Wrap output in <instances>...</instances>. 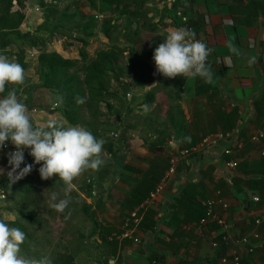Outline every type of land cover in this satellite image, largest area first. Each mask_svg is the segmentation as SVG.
<instances>
[{"label": "crops", "instance_id": "crops-1", "mask_svg": "<svg viewBox=\"0 0 264 264\" xmlns=\"http://www.w3.org/2000/svg\"><path fill=\"white\" fill-rule=\"evenodd\" d=\"M177 1L151 0L146 4L154 9V22L159 21L167 34L185 27L177 16L180 9L170 6ZM188 1L190 9L184 15H190L189 25L194 26L195 32L198 30L196 38L204 37L210 49L207 62L213 70L214 82L208 84L199 77L173 78L181 86L179 90L173 86V80L157 74L152 84L140 86L139 90L153 86L150 90L155 92V100L147 107L154 105L155 109L148 108L147 114L136 116L132 115L131 105L130 112H124L119 121V137L112 141L117 150V177L104 182L109 200L95 204L98 220L109 230L102 232L105 241L99 240L97 248L102 264H223L221 257L230 254L233 246L241 254L242 264H264V155L261 154L264 138L261 143L252 140L264 124V0ZM35 10L36 5L24 9L26 18L20 27L21 33L29 30L32 37L36 34ZM259 38L260 52H257ZM32 42L24 47L26 59L35 58L36 43ZM15 48L19 49L16 44L0 48V55L13 61ZM252 57L255 63L249 64ZM31 85V78L26 76L22 85L5 87L9 90L14 87L21 95ZM134 100L133 97L131 102ZM219 131L231 136L215 147L189 151L203 137ZM237 143L242 147H237ZM229 146L233 153H224ZM173 158L177 160L176 172L167 175V163L171 164ZM232 158L238 159V167L228 166ZM153 164H161L163 177L167 175L162 191L149 206L156 213L153 220L157 225L153 229L139 227L135 237L140 241L130 236L119 238L133 209L124 202L142 178L140 172ZM195 182H201L199 190L206 198L223 199L229 204L226 209L221 204L214 209L216 216L225 214L228 220V249L222 244L218 248L211 244L212 239L221 240L223 232L212 220L202 233L198 223L184 224L183 238L178 242L182 247L177 249L176 239L168 247L176 233L168 225L172 211L177 208L176 196ZM256 219L261 220L260 238H251L250 243L256 247L249 252L250 245L239 240L256 229ZM112 236L118 239L114 248L108 242Z\"/></svg>", "mask_w": 264, "mask_h": 264}, {"label": "trees", "instance_id": "trees-1", "mask_svg": "<svg viewBox=\"0 0 264 264\" xmlns=\"http://www.w3.org/2000/svg\"><path fill=\"white\" fill-rule=\"evenodd\" d=\"M29 0H0V48L8 47L12 44H16L19 48L17 54L19 55L21 65L23 68L27 67L26 63H23V57L25 49L24 47L30 43L34 42L31 31H26L21 33L20 27L26 18L24 8L26 7V2ZM16 2V3H14ZM78 2L83 3V0ZM92 7L97 8L95 0H87ZM101 11H109L111 14L116 16H111L104 24L102 32L106 37H112V31H118L120 27V22L126 21L125 26L122 27V36L131 44L130 48L127 47H110L108 49H101L97 52L95 58H93L84 67H79V59L64 57L57 51H48L45 47L41 50L38 56L39 60V75H40V85H31L28 87L22 99V102L29 99V95L36 90V88L49 90L51 93L55 94V99L57 101L58 97L63 98L61 104L55 103V109H59L61 115L64 117L66 123L77 126L81 123L82 127L89 130L95 137H101V127L107 125L106 120L100 119L105 113L99 109L100 104L105 102L110 112L113 108L112 104L108 101V98L115 96L118 93L115 89L110 87V73L115 75V78L121 82L123 79V68H121V59L125 52L128 51L127 55V65L131 72L128 87L131 89L133 87L142 86L143 84H152L156 75L155 64L152 60L154 49L163 42V40L168 35L167 32L163 31L161 28V23L154 22V9L146 4L151 2V0H100ZM182 0L177 3L172 4L174 8L181 7ZM17 5L18 9L13 10V7ZM40 6L48 7L46 11V18L43 23L39 25V30L46 31L45 24L57 11L56 5L48 6L45 4V0H40ZM183 9V8H182ZM188 12V10L184 9ZM65 18L68 20L74 19L73 13H68L67 8L61 13V16L57 19V22L52 25L49 29L50 34L62 31V29H67V23L64 22ZM95 19L89 17L88 20H82L75 24L77 31L81 33L77 39L82 43V47L79 49L82 59L86 61L88 59V53L86 48L89 45V38L93 37L96 32ZM46 21V22H45ZM196 19L192 18V22L195 23ZM187 28V27H185ZM194 28V26H193ZM48 30V29H47ZM197 30V28H196ZM198 31V30H197ZM196 31V32H197ZM133 46V47H132ZM161 77V76H160ZM178 80V77H176ZM169 80V79H167ZM173 80V78H171ZM177 80H173V86L178 87L179 90L181 86L178 85ZM9 88L5 87V90ZM120 89V88H118ZM130 93L128 89L123 91V96L127 99V95ZM2 93H0L1 95ZM31 97V95H30ZM77 97L83 98L84 103L78 104ZM155 100V92L153 90L146 92L144 100L142 103L149 104ZM35 107L34 105H30ZM45 102L42 107H45ZM89 109L94 117L92 119L83 120L82 110ZM127 112L130 110L129 105H127ZM58 111V110H57ZM109 122V120H108ZM122 137V136H121ZM114 143L112 141H106L103 148H106L108 156L111 157V162L103 166L100 174V182L98 186L99 191L95 189L87 190V193L94 196L93 191L96 190L95 203L101 204L109 200L110 195L104 189V182L106 177L110 175L113 179L117 177V150H114ZM114 157V158H113ZM33 159L26 160V164L33 163ZM24 167V166H23ZM40 165H35L32 172L26 177L18 180L16 183L12 184L11 189L7 187L8 178L7 175L0 179V189L4 190L6 198L8 201H17V198L21 195L22 201L19 203L16 209L22 219L30 221L33 224L40 223V214L28 208V205L33 200L30 192L37 191V187L43 182H51L55 180L57 184L66 186L62 180H59L58 176H54L49 180H42L39 175ZM166 167V166H165ZM168 167V163H167ZM161 164H153L149 169L141 171L142 178L136 183L132 188L130 195L124 202V205H130V207H135L148 197L150 191H152L160 183L164 168L162 169ZM96 181H94L95 184ZM201 182L190 183L188 187L176 196L177 208L172 211L168 225L172 226L173 230L176 232L175 235L170 239L168 247H171V241L176 239V247H182L179 244V240L183 238L184 228L183 225L187 223H198L201 228V233L208 229L210 224L211 216L208 215V208L204 204V201L209 199L202 195L199 187ZM36 186V187H35ZM28 195V196H27ZM108 199L105 201V196ZM84 210L89 213L93 219V229L89 233V237L95 238L96 247L99 249L100 241H105L103 238V233L105 230L109 231L97 218L95 217V212L91 211L92 205L85 204ZM156 213L152 210H148L144 215L140 228L153 229L157 223L153 220ZM206 219V222H202ZM12 226L20 228L26 235L30 236L27 231L26 226L22 220H15L10 223ZM218 226V225H217ZM84 237V235H81ZM96 236H98L96 238ZM222 238V234H221ZM219 240V239H216ZM108 241V240H106ZM112 248H114L118 242L116 236H112V239L108 241ZM175 242V241H174ZM222 240H220V243ZM225 249L228 247L221 243ZM174 247V246H173ZM223 247L219 249H223ZM175 248V247H174ZM51 264H77V254L73 251L60 252L57 257L50 261Z\"/></svg>", "mask_w": 264, "mask_h": 264}, {"label": "rangeland", "instance_id": "rangeland-1", "mask_svg": "<svg viewBox=\"0 0 264 264\" xmlns=\"http://www.w3.org/2000/svg\"><path fill=\"white\" fill-rule=\"evenodd\" d=\"M78 1L79 0H45L46 5H56L57 7V11L54 16L47 20V22L45 21V28L48 32L52 25L57 22V19L61 16V13L64 9L67 8L69 14H74L73 20H68L65 18L64 22L67 23V29H62V31L54 33L55 35L45 32L44 30H39L38 28L46 18L45 13L48 7L40 6V0H29L26 2V7H32L33 5H36V34L33 36L34 39H36V54L35 58L29 57L26 59V56L23 57V63H26L28 68H24L25 75L31 78L33 85H40L41 82L39 75L40 68L38 56L41 53V50L45 47L48 49V51H57L64 57L79 59V67H84V65H87L93 58L96 57L97 52L101 49H108L110 47H131L128 45L127 40H125L121 33V29L126 23L125 20L120 22L121 28H119L118 31H112V37L108 38L102 32L103 24L111 16L113 17L116 15L111 14L109 11H101L100 0H95L97 8L92 7L91 4L87 2V0H83V3ZM15 9H18L17 5L13 7V10ZM89 17H93L95 19L94 21L96 25L94 30L96 34L89 38V45L86 48L88 59L84 61L79 51L83 45L77 39L81 33L77 31L75 24L82 20H88ZM18 50L19 49L17 48L14 50L15 58L13 59V62L19 63L21 65L19 55L17 54ZM127 55L128 51L125 52L121 59V68L124 69L122 73L123 79L121 82L115 78L113 73H110L109 76L111 89L116 88V92L118 93L117 95L108 98V101L112 104L113 108L109 112L105 102L101 103L99 107V109L105 113V115L101 116L100 119L106 120L108 123L107 125L101 127V137L106 141H117V138L113 133H117L118 135V132L121 130L119 121H121V117L127 113V105H129V107L132 105V115L144 116L149 112L145 111L144 107L149 105H142L140 103H142V99L144 98L146 92L151 91L150 89L153 86H146V88L144 87V90L141 89L143 90L142 92L139 91L140 86L133 87L131 89L128 87L131 72L127 65ZM142 86H145V84ZM13 88L14 87H12V89ZM125 89L130 91V93L127 95V99L122 97L123 91ZM8 91L10 90H5V92L0 95V98L6 96ZM30 95L29 99L22 103L26 104L30 110L32 123L35 127L45 126L47 121L50 119L57 120L65 127L73 126L66 123L59 109H55L54 102L56 99L53 92L51 93L49 90L36 88L34 92L31 91ZM17 96L19 100H22L25 94H17ZM131 97L135 98L134 102H131ZM44 102L46 106L42 107ZM30 105H34L35 107H31ZM147 108H149V110L155 109L154 105H151V108ZM160 109L161 108L158 107L157 110L159 111ZM92 117L94 116L89 109L82 110V118L84 121L92 119ZM126 117L127 116L125 115L124 119H126ZM108 120H111V122H108ZM81 124L78 126L82 127ZM10 145L12 148L14 147V145L11 143ZM29 151L30 150L27 149L25 150V163L26 160L33 159V157L28 154ZM102 158L104 159L105 163L99 170L94 171L88 169L82 173L81 176L73 180L72 188L69 192L71 203L63 213H58L51 209L49 207L48 200L52 192H57L60 198H64V190L66 186L59 185L55 180H53L51 182L41 183L37 187V191L35 190L30 192L33 200L28 205V208L40 214L39 224H33L30 221L24 220L22 217H20L16 209L18 208L19 203L22 201L21 195L17 198V201H8V197L6 199L0 200V220H3L5 223H7L10 228H18L12 226L10 223L17 219L22 220L27 228V234L30 235H26L25 243L21 246L23 255L35 259L47 257L50 261H53L60 252L73 251L77 254V264H99L97 262L99 261V256H97L98 252L94 241L95 238L89 237V233L93 229V219L91 215L84 210L83 206L85 204L91 203V211L95 212L96 210V203L92 201V199L94 200V196L91 194L89 195L87 190L90 191L95 189L96 186V190H100L97 182H100L101 180L100 174L103 169L102 167L111 162V157L108 156L106 148H103L102 150ZM23 166L25 165L22 164L21 168H23ZM0 169L4 170L3 174H0L1 179L3 176L7 175L8 171L11 170L10 166L8 165V155L6 156L0 154ZM26 178L28 179V177ZM110 178H112L110 175L106 177L107 180ZM94 181H96L95 184ZM95 217L98 220L97 214ZM81 235H84V237ZM99 262L101 263V261Z\"/></svg>", "mask_w": 264, "mask_h": 264}, {"label": "clouds", "instance_id": "clouds-1", "mask_svg": "<svg viewBox=\"0 0 264 264\" xmlns=\"http://www.w3.org/2000/svg\"><path fill=\"white\" fill-rule=\"evenodd\" d=\"M177 2H174V4ZM172 4L170 5L171 7ZM182 8L179 9L182 10L184 14L185 8ZM187 16L189 17L190 15ZM185 27L170 31L163 42L154 49L152 56V60L155 64L154 75H162L165 79L176 77H183L185 79L189 77H199L203 79L205 83L211 84L214 82V75L211 65L207 62L210 55V49H208L205 42L197 40L200 37L196 38V32L194 28L189 25V23H185ZM232 51L235 52L236 50L232 49ZM248 63H255V57L250 58ZM24 81L25 70L22 65L10 61L6 56L0 55V93L5 92L6 84L22 85ZM62 102L63 98L58 97L56 101L57 105ZM84 102L85 100L83 98L77 97L78 104H82ZM145 111H148L147 106H145ZM224 133L227 132L224 131ZM113 134L116 138L119 137V134ZM203 139L204 137L199 141V143ZM6 142H10L14 145L12 148L10 143H8V148H6L3 154L6 156L8 155V165L11 169L7 172V187L11 189L12 184L30 174L35 165H40L38 171L42 180H49L54 176H58L59 180H62L66 185L64 198H60L57 192H52L48 200L49 207L58 213L65 212V209H67L71 203L69 192L72 188L73 180L81 176V174L88 169L94 171L99 170L105 163L102 158V150L105 144V140L103 138L98 139L89 130L78 125L65 127L55 119L48 120L45 126L35 127L32 123L30 110L24 103L20 102L15 88L8 91L6 96L0 98V149L7 146ZM194 147L189 149V151L193 153L197 152L192 150ZM26 149L30 150L28 154L34 158L33 163L31 164L25 163L24 153ZM174 159L176 160V158H173L171 160V164L167 167V175H173L176 172L175 166L174 172L169 173ZM22 164L25 165L23 168H21ZM175 165H177V160ZM3 172L4 170L0 169V174H3ZM166 176L162 177L157 186L163 184ZM152 191H150V193ZM93 194L94 200L92 199V201L95 202L96 190L93 191ZM148 197L144 200V202L148 199ZM3 198V194L0 193V200ZM153 202L148 205L145 214ZM143 203L138 204L130 210L129 215ZM89 204L91 205V203ZM129 215H127V218ZM127 218L124 231L129 226V224H127ZM211 220L216 221L214 219ZM255 225L256 229L250 235H247L250 237V241L247 244L250 245L248 250L253 248V251L256 246L250 243L251 238L253 237L259 240L260 232L258 227H260L261 222L257 224L255 221ZM139 227L140 226H138V228ZM224 232L225 231L221 233V243H224L229 248L230 242L227 243L223 240V235L226 234ZM254 232L259 233L258 238L253 236ZM25 240L26 234L21 229L10 228L7 223L0 220V264H51L47 257L35 259L23 255L21 246L25 243ZM213 240L218 243V245L214 247L218 248L219 245H221L220 240L212 239L211 244ZM234 249L237 250L233 246V248L230 249V254L221 257V262L223 264H232V251ZM253 251L249 250V252ZM239 255L241 257L240 253ZM223 258H227L228 261L224 263L222 261Z\"/></svg>", "mask_w": 264, "mask_h": 264}, {"label": "built area", "instance_id": "built-area-1", "mask_svg": "<svg viewBox=\"0 0 264 264\" xmlns=\"http://www.w3.org/2000/svg\"><path fill=\"white\" fill-rule=\"evenodd\" d=\"M178 16L182 19V21L186 24L189 23V17L187 15L182 14V12H178ZM191 28V27H190ZM202 42H204V37H200L199 39ZM229 136H231V133H224L222 131H219L215 134H210L206 137H204V139L197 145L195 146L192 150L193 151H200L204 148H206L207 146H211V147H215L217 145L220 144V142L224 139V138H228ZM264 138V124L263 127L260 129V131L255 134L254 136H252V140L253 142L256 143H261L262 139ZM6 147L0 149V154H4L6 148H8V143L6 142ZM237 147H242V144L237 143L236 144ZM15 151V150H13ZM224 152L226 154H232L233 153V149L229 146L226 147ZM261 154L264 155V147L261 148ZM176 164V160L174 159L172 161V167L169 170V173H173L175 170V165ZM239 165V161L237 158H232L230 161H228V166L230 168H236ZM163 188V184L157 186V188L155 190H153L148 199L142 204L140 205L138 208H136L135 210H133L129 217L127 218V224H129L128 228L124 231V233H122L121 235H119V238H123V237H135V233L136 230L138 229V226L140 225L141 221L143 220L145 211L147 210V207L149 204H151L153 202V200L156 198V196L158 195L159 192H161ZM0 193L3 194L4 198H6V194L4 192V190L0 189ZM2 199V200H3ZM204 204L207 206L208 208V215L211 216V219L216 220V222L218 223V225L220 226V228L225 231L224 233H226V230L228 229V220L225 217V215L223 216H216L215 215V207L217 206V204H221V206L223 207V209H226L228 207V203L223 200V199H215V198H209L207 200L204 201ZM210 219V220H211ZM203 223L206 222V219H204L202 221ZM257 224H259L261 222L260 219L256 220ZM253 236L258 238L259 237V233L258 232H254ZM249 236H245L242 237L240 242L244 243V244H248L250 239ZM223 240L225 242H229L228 236L226 234L223 235ZM135 241H140V239L138 237H135ZM213 246H217L218 243L215 242L214 240L212 241ZM250 251H253V248L249 249ZM232 255H233V259H232V264H241V257L238 253L237 250H233L232 251ZM222 261L225 263L227 262V258H223Z\"/></svg>", "mask_w": 264, "mask_h": 264}, {"label": "water", "instance_id": "water-1", "mask_svg": "<svg viewBox=\"0 0 264 264\" xmlns=\"http://www.w3.org/2000/svg\"><path fill=\"white\" fill-rule=\"evenodd\" d=\"M182 7L185 9H190V3L188 0H184L182 3ZM263 29V27H261V30ZM256 51L260 52V38L257 39V45H256ZM107 199V196L105 197V200Z\"/></svg>", "mask_w": 264, "mask_h": 264}]
</instances>
